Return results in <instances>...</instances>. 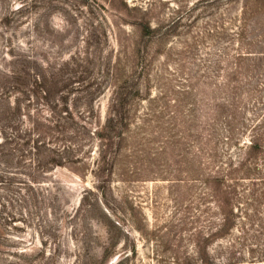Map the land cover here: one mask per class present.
Returning <instances> with one entry per match:
<instances>
[{"label": "rangeland", "instance_id": "374dc122", "mask_svg": "<svg viewBox=\"0 0 264 264\" xmlns=\"http://www.w3.org/2000/svg\"><path fill=\"white\" fill-rule=\"evenodd\" d=\"M14 1L0 0V17L7 5H19ZM38 1L29 17L47 20L55 51L65 49L60 57L92 38V46L101 50L99 62L114 65L119 81L132 76L129 85L137 84L141 97L130 107V137L110 171L106 166L101 173L92 171L94 155L85 158L89 169L80 174L48 171L31 187L14 170L5 177L0 183V264H264V182L252 170L254 161L247 165L250 176L243 170L235 175V221L221 236H215L223 224L221 212L196 169L205 142L222 167H239L251 126L264 120V62L263 74L242 85L234 124H228L231 115L217 109L230 94L231 88L221 86L222 77L239 25L233 20L246 2ZM134 16H144L164 34L181 19L161 42L146 43L138 42L126 24ZM0 29L1 39L12 34L20 39L30 25L15 33ZM43 39L32 41L44 45ZM136 42L148 59L138 67L127 49L136 48ZM216 55L217 72L210 64ZM110 97L106 89L95 105L101 121ZM201 121L210 127L197 143ZM232 129L239 130L238 140H230ZM255 163L263 171L264 162Z\"/></svg>", "mask_w": 264, "mask_h": 264}, {"label": "trees", "instance_id": "16d2710c", "mask_svg": "<svg viewBox=\"0 0 264 264\" xmlns=\"http://www.w3.org/2000/svg\"><path fill=\"white\" fill-rule=\"evenodd\" d=\"M24 1L15 0L14 3L19 5L13 8L6 3L0 17V28L5 31L15 33L30 25L27 36L23 35L25 39H18L16 34L1 39L3 35L0 34V183L3 184L12 170L28 178V187L39 184L37 178L48 171L69 169L80 174L89 169L84 163L85 158L93 159L94 155L96 159L91 170L101 173L106 166L110 171L130 137V107L141 97L138 85H129L133 77L128 75L119 81L114 65L99 62L101 50L92 46V38H87L84 45L74 52L60 57L65 49L55 51L49 38L51 29L47 20L43 15H35L34 20L29 17L34 14L32 10L37 9L39 1ZM204 1L228 5L235 0ZM244 1L245 6L233 20L239 25L229 42L230 54H226L228 63L221 83L226 90L231 88L230 94L223 104L217 106L221 115H231L228 124L236 121L244 81L254 80L263 74L259 69L264 62V0ZM180 19L168 26L165 34L152 28L144 16H134L133 21L126 24L134 29L138 42L146 40L148 43L154 39L161 42L163 35L174 30ZM253 19L254 23L248 27ZM42 36L45 37L44 45L32 41ZM117 44L120 45L118 40ZM127 49L134 54L136 67L141 61L148 60L145 53L140 55L137 42L136 48ZM219 58L214 56L210 63L216 72ZM130 72L129 75L136 73ZM106 89L111 91V97L105 118L101 121L95 105ZM262 121L251 126L252 135L239 167L229 163L224 168L214 151L208 149V143L199 147V155L203 157L197 161L196 169L204 177L203 184L211 192L222 216V227L215 236L230 231L235 221L231 209L232 193L239 183L235 175L243 170L246 176H250L252 171L247 165L254 161L252 170L264 182V169L260 171L255 163L264 162ZM208 127L210 122L201 121L200 133L194 136V141H201L202 130ZM236 129L230 130L232 141L238 138L239 130ZM182 136V139H187Z\"/></svg>", "mask_w": 264, "mask_h": 264}]
</instances>
